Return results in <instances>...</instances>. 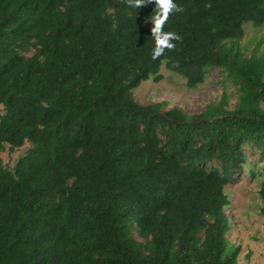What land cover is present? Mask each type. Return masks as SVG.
I'll list each match as a JSON object with an SVG mask.
<instances>
[{"label":"trees","instance_id":"obj_1","mask_svg":"<svg viewBox=\"0 0 264 264\" xmlns=\"http://www.w3.org/2000/svg\"><path fill=\"white\" fill-rule=\"evenodd\" d=\"M174 3L180 39L153 60L154 3L0 0V153L29 144L0 158V264H237L225 188L245 149L264 162V48L240 46L264 0ZM163 63L191 89L216 69L220 99L138 105Z\"/></svg>","mask_w":264,"mask_h":264},{"label":"rangeland","instance_id":"obj_2","mask_svg":"<svg viewBox=\"0 0 264 264\" xmlns=\"http://www.w3.org/2000/svg\"><path fill=\"white\" fill-rule=\"evenodd\" d=\"M240 46L247 54L262 51L264 26L245 24ZM158 75L161 76L158 82L151 76L133 91L132 98L138 105L165 102V110L176 107L186 115L194 116L217 102L223 93L221 74L216 69L208 73L203 84L192 89L186 86L181 76L167 70L164 63ZM228 92H233L231 86L228 87ZM233 104L234 102L231 103ZM28 148V143L17 149H10L5 145L0 158L7 168L12 169ZM245 150L247 163L244 169L237 173L235 180L225 188L230 200V207L226 211L230 220L226 235L227 252L231 247L238 248L237 264H264V223L259 212L261 202L258 195L260 182L264 179V162L260 161L258 154L253 150Z\"/></svg>","mask_w":264,"mask_h":264},{"label":"clouds","instance_id":"obj_3","mask_svg":"<svg viewBox=\"0 0 264 264\" xmlns=\"http://www.w3.org/2000/svg\"><path fill=\"white\" fill-rule=\"evenodd\" d=\"M129 7L139 8L148 3H154V14L151 16L152 27L150 29L153 46L151 48V58L153 60L165 54L166 50L175 47L173 41L180 39L179 35L172 31H165L164 25L170 14L181 12L174 0H126Z\"/></svg>","mask_w":264,"mask_h":264}]
</instances>
